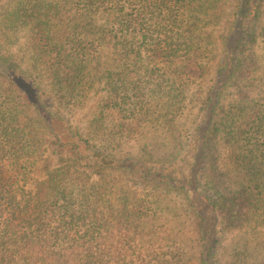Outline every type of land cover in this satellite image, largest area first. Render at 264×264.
Segmentation results:
<instances>
[{
	"label": "trees",
	"instance_id": "obj_1",
	"mask_svg": "<svg viewBox=\"0 0 264 264\" xmlns=\"http://www.w3.org/2000/svg\"><path fill=\"white\" fill-rule=\"evenodd\" d=\"M263 2L233 0L226 18L223 0L9 5L0 35L8 42L16 29L29 27L34 68L25 70L0 47V264H220L219 226L264 227V67L258 99L249 105L251 91L241 89L237 115L220 112L228 89L241 76L253 79L258 68L248 43L256 41ZM99 13L109 18L106 23L99 22ZM223 20L221 54L194 128L192 175L177 180L163 173L165 167L156 172L145 160L116 156L117 138L149 123L174 126L191 85L204 76L202 59ZM103 46L114 49L121 69L106 72V96L92 124L105 142L97 143L53 108L55 95L66 103L88 98ZM51 143L67 156L44 178L34 177ZM174 159L167 158V168L179 163ZM111 170L184 200L182 207L194 218L198 258L176 249L184 242L180 232L158 234L166 243L158 242L154 251L139 242L146 236L126 230L123 224L130 229L139 218L151 220L152 209L160 206L144 198L130 208L125 201L124 209L120 202L116 210L108 198L114 196L106 181ZM259 244L264 264V238Z\"/></svg>",
	"mask_w": 264,
	"mask_h": 264
},
{
	"label": "rangeland",
	"instance_id": "obj_2",
	"mask_svg": "<svg viewBox=\"0 0 264 264\" xmlns=\"http://www.w3.org/2000/svg\"><path fill=\"white\" fill-rule=\"evenodd\" d=\"M17 0H0V19L3 17L5 10L9 5H13ZM225 18L228 16L232 7L233 0H223ZM261 17L256 28V41L248 43L251 56L258 64V68L253 74V79H248L241 76L228 89L223 103L225 110H220L221 116H226L230 112L231 117L237 115L239 108L240 90L246 88L250 90L251 98L249 105L258 99V92L262 86L261 76L264 67V2L261 7ZM100 16L99 22L106 23L107 16ZM224 21L216 27L214 37L208 46L209 52L202 59L204 65V76L198 84H192L191 89L187 92V100L182 113L178 115L174 126H162L158 123H149L141 132L135 133L131 137L117 138L115 143L116 156L127 159L134 157L135 159L145 160L149 166L158 171L159 167H165L163 173H169L177 180H183L192 175L193 163L195 160L194 150V128L199 122L198 111L203 98L206 96V91L214 76L216 65L221 54L222 46L218 38V34L222 31ZM30 31L29 27H19L15 30L11 41L4 42L0 35V47L4 50L12 52L25 70H33L34 60L32 51L29 45ZM252 38V36H251ZM121 69V61L115 54L114 49L108 46L101 48V58L98 74L96 75V84L93 90L89 91L88 98L83 103H66L59 100V96L55 95V109L54 111L61 112L70 124L76 127L81 135L90 139L92 142H105V136H99L94 132L92 124L96 115L99 112L100 104L105 99L107 92L106 72L114 70L119 72ZM160 80V78H159ZM255 80V83L251 81ZM252 83V84H251ZM249 86V87H247ZM165 91V88L162 89ZM197 120V121H196ZM151 154L154 159H151ZM65 152L60 150L57 143L48 145L44 157L38 162L36 171L32 174L34 177L44 178L47 170L59 166L63 163L62 156ZM67 156V155H66ZM172 156V159L179 160V163L173 168L168 166L167 158ZM37 175L35 176V174ZM99 176L95 175V178ZM105 178V174L102 180ZM107 183L114 191V196L109 195L111 204L116 210L121 211L120 202H130L129 208L138 199H148L153 207L159 205L157 211L153 208L151 211L152 219L143 221L137 219L133 224H130V229L123 224L128 232H137L139 236L144 235L148 239L140 238L139 242L150 250L158 251V242L165 244L166 241L159 239L158 234L163 236H173L179 234L184 237L182 243H179L177 250L185 253L186 257L198 258V247L196 243V227L194 218L187 214L182 207L184 200L176 196L174 193H168L159 186L146 182H138L132 178L131 174L120 170H111L106 176ZM32 180V179H31ZM35 182V180H34ZM33 186V180L31 186ZM117 192V194H115ZM142 221V223H140ZM219 234L222 240L220 248V264H260L263 257V247L259 244L260 240L264 238L262 232L264 227L260 226L253 229L252 226H245L237 229H224L219 226ZM145 232H151L145 235ZM154 232V233H152ZM172 238V237H171ZM143 241V242H142ZM136 244V243H135ZM137 245V244H136ZM153 248L151 249V247ZM158 260V259H157ZM161 260H153L152 264H161Z\"/></svg>",
	"mask_w": 264,
	"mask_h": 264
}]
</instances>
